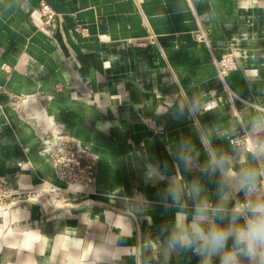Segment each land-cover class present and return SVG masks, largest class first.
I'll use <instances>...</instances> for the list:
<instances>
[{"label": "crops", "instance_id": "0c3cea01", "mask_svg": "<svg viewBox=\"0 0 264 264\" xmlns=\"http://www.w3.org/2000/svg\"><path fill=\"white\" fill-rule=\"evenodd\" d=\"M42 3L59 15L53 32L41 29ZM199 26L215 58L237 54V70L224 81L193 38ZM151 36L152 44L132 45ZM0 87V176L11 190L43 192L56 179L34 121L9 96L43 109L98 158L90 194L52 207L36 198L0 212V230L13 233L0 238V264H71L89 245L84 264H199L190 250L165 253L179 210L165 189L178 166L185 181L199 180L217 201L219 172L199 170L205 146L231 156L236 171L245 166L228 140L264 118V0H0ZM193 104L199 109L190 114ZM185 143L190 171L176 158ZM247 160L257 166L253 156ZM26 233L42 239L25 248ZM65 236L83 246L65 249Z\"/></svg>", "mask_w": 264, "mask_h": 264}, {"label": "clouds", "instance_id": "9594fccd", "mask_svg": "<svg viewBox=\"0 0 264 264\" xmlns=\"http://www.w3.org/2000/svg\"><path fill=\"white\" fill-rule=\"evenodd\" d=\"M213 107L215 104L210 103L205 107V111H210ZM198 109L199 105L193 104L189 112L195 113ZM179 114L183 115L182 108ZM262 129L264 118L254 123L251 135H246L242 140L231 141L242 150L239 162L245 166L239 171L234 169L231 156L218 154L217 151L209 150L208 146H205L208 159L199 170L207 173L209 177L219 172L218 198L215 203L205 194L199 180L185 181L178 166L174 165L177 167V175L171 180L165 192L179 210L175 213L174 227L165 242L167 256L177 250H190L199 256V264H213L216 257H219L218 264H264V140L257 138ZM190 153L191 145L185 143L176 157L188 171L194 163ZM248 153L252 154L256 167L248 166ZM149 174L167 179L158 168H150ZM241 191L244 194L243 201L237 198ZM233 199L236 202L229 209L227 205ZM188 201L194 202L191 213ZM0 212L8 215L2 209ZM189 214L192 216L191 220L188 219ZM125 230L122 228V232ZM12 234L11 230L7 233L0 230V238ZM25 235L28 237L23 245L25 248L31 247L30 242L42 239L38 234ZM63 241L65 249L69 244L79 248L84 243L82 240L72 241L67 236ZM9 247L17 245L12 244ZM91 252L92 246L89 245V252L71 264H84Z\"/></svg>", "mask_w": 264, "mask_h": 264}, {"label": "built area", "instance_id": "2783aa9c", "mask_svg": "<svg viewBox=\"0 0 264 264\" xmlns=\"http://www.w3.org/2000/svg\"><path fill=\"white\" fill-rule=\"evenodd\" d=\"M38 14L41 20V29L47 32H53L58 24L59 15L46 3L39 5ZM75 33L80 36H87L85 28H75ZM196 43L203 45L212 57V63L216 71L217 77L224 79L237 70L238 58L233 50L226 51L219 59L212 54L210 40L207 33L198 27L193 34ZM155 42L154 37L148 38L146 41L134 42L132 45L138 48L152 44ZM6 95V92L0 87V96ZM10 105L17 110L25 118H31L34 121V128L37 132L40 142V153L48 155V162L52 167L56 183H47L44 192L52 194H60L63 196H83L88 195L93 190L96 176V167L98 158L94 155L81 141L66 133L65 127L48 116L41 110H35L30 104L24 102L22 98L9 96ZM148 128L155 133H161L163 128L155 125L151 121L146 122ZM251 132H243L238 136L230 138L228 144L234 153L242 154L239 146L231 143V141L242 140ZM264 140V129H262L257 137ZM247 155H251L248 153ZM39 192H20L13 191L9 188L6 178L0 176V209L6 210L19 203L35 201ZM244 194H242V201Z\"/></svg>", "mask_w": 264, "mask_h": 264}, {"label": "water", "instance_id": "95a60500", "mask_svg": "<svg viewBox=\"0 0 264 264\" xmlns=\"http://www.w3.org/2000/svg\"><path fill=\"white\" fill-rule=\"evenodd\" d=\"M37 196L39 198L43 199L44 202L49 207L65 203L68 200V198H69V196H63V195H60V194H52V193H48V192H44V191L43 192H39L37 194Z\"/></svg>", "mask_w": 264, "mask_h": 264}, {"label": "bare ground", "instance_id": "6f19581e", "mask_svg": "<svg viewBox=\"0 0 264 264\" xmlns=\"http://www.w3.org/2000/svg\"><path fill=\"white\" fill-rule=\"evenodd\" d=\"M27 119H31V118H27Z\"/></svg>", "mask_w": 264, "mask_h": 264}]
</instances>
